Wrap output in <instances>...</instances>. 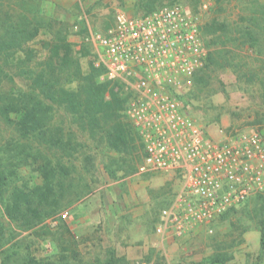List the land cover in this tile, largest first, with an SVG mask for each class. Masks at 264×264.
Returning a JSON list of instances; mask_svg holds the SVG:
<instances>
[{
	"label": "rangeland",
	"instance_id": "1",
	"mask_svg": "<svg viewBox=\"0 0 264 264\" xmlns=\"http://www.w3.org/2000/svg\"><path fill=\"white\" fill-rule=\"evenodd\" d=\"M138 1L5 0L2 10L13 21L20 19L19 14L39 18V33L28 43L36 53L30 66L34 73L42 72L57 84L74 87L76 81L69 80L65 68L61 72L57 66L48 65L50 60H56L49 58L54 36L59 30L65 35L80 75H85L90 70L93 47L83 39L80 29L85 26L93 31H105L117 10L142 14L144 10ZM198 1L157 0L154 7L173 3L193 7ZM216 1L213 0L203 24L217 11ZM256 2L226 0L221 15L230 20L241 19L250 9L255 10ZM50 41L51 44H45ZM256 51L257 60L247 55L250 63L243 66L242 72L248 75L249 68L258 71L259 81H248V76H240L243 73L229 66L203 65L188 84L177 90L184 110L212 136L218 137L220 128L229 132L254 126L264 137V63L261 61L264 36ZM8 69L15 71L13 67ZM14 80L23 87L30 84L26 74L16 75ZM12 84L6 77L1 89L6 91ZM53 110V126L62 129L61 139L68 142L63 150L55 149L53 144L49 153H45L51 165H56L57 178L62 181L57 191L59 205L28 228L8 217L4 199L0 200V264H106L108 260L110 264H211L210 260L215 258L224 264H264L259 227L264 219V191L208 225L195 227L181 236H161L156 232L160 210L173 200L179 184L176 177L168 174H137L142 162V143L127 118L117 111L118 120L130 129V138L127 147L115 149L100 126L92 129L79 125L62 106L55 105ZM10 117L16 115L11 113ZM114 121L109 120L105 128ZM17 137L11 124L0 121V149ZM61 151L63 155L57 165L55 155ZM45 155L34 158L35 155L25 153L20 157L12 183L40 184ZM115 230L116 235L112 234ZM145 230L148 240L153 239L155 244L147 254L140 253L136 247L129 248V258L127 247L117 249V256L110 253L113 242L124 246L141 242ZM114 258L119 259L114 262Z\"/></svg>",
	"mask_w": 264,
	"mask_h": 264
},
{
	"label": "built area",
	"instance_id": "2",
	"mask_svg": "<svg viewBox=\"0 0 264 264\" xmlns=\"http://www.w3.org/2000/svg\"><path fill=\"white\" fill-rule=\"evenodd\" d=\"M213 5L165 4L137 15L117 10L105 31L88 29L84 37L93 65L102 69L99 81L126 96L122 115L142 143L138 173L168 174L179 183L160 210L161 236L208 225L264 191L261 132L220 128L214 137L184 110L177 93L206 61L202 22Z\"/></svg>",
	"mask_w": 264,
	"mask_h": 264
},
{
	"label": "trees",
	"instance_id": "3",
	"mask_svg": "<svg viewBox=\"0 0 264 264\" xmlns=\"http://www.w3.org/2000/svg\"><path fill=\"white\" fill-rule=\"evenodd\" d=\"M3 1L5 0H0V121L11 124L18 137L1 145L0 200L4 199V212L9 218L20 226L29 228L59 205L57 191L61 188L62 181L57 178L59 172L56 165H51L50 158L45 155L53 144L58 150L65 148L64 143L68 144L61 139L62 129L53 126L55 105L64 107L81 126L92 129L100 126L106 131L109 145L115 149L128 146L130 129L118 120L117 113L118 111L122 114L126 96L114 85L99 81L98 76L102 69L95 67L92 61L87 74L80 75L77 60L71 53V45L60 30L54 36L55 44L50 46L52 53L49 58H55L56 62L50 60L48 65L57 66L61 72H64L65 68L69 80L76 81V85L65 87L42 72L34 73L30 63L36 53L28 43L39 33V18L19 14L20 19L13 21L6 11L2 10ZM156 1L139 0L138 6L143 8V13H148L155 9ZM224 1L226 0L216 1L217 11L202 25V33L208 47L204 65L229 66L235 72L243 73V66L250 63L246 60L247 55L256 60L258 58L256 49L260 47L264 36V3L257 0L255 4L259 10L250 9L241 19L230 20L221 15ZM87 31L85 26L80 29L79 33L83 39ZM45 44H51V41ZM261 61L264 63V59ZM12 67L15 71L10 72L8 68ZM247 70L248 75L245 71L240 76H248V81L260 80L258 71L250 68ZM22 74H26L30 80L26 87L16 84L14 80V76L20 77ZM6 77L10 78L13 84L10 89L3 91L1 85ZM11 113L16 115V118H11ZM112 119H115L114 123L105 128ZM25 153L35 155L34 158L41 154L46 157L42 164L40 184L28 186L12 183L21 163L20 157ZM62 155V151L55 155L57 165ZM234 209L236 208H231L222 215ZM259 227L260 244L264 247V219L260 221ZM110 253L114 255L113 250H110ZM118 259L114 258V262ZM110 262L111 260H108L106 264ZM223 262L218 258L210 260L211 264H224Z\"/></svg>",
	"mask_w": 264,
	"mask_h": 264
},
{
	"label": "crops",
	"instance_id": "4",
	"mask_svg": "<svg viewBox=\"0 0 264 264\" xmlns=\"http://www.w3.org/2000/svg\"><path fill=\"white\" fill-rule=\"evenodd\" d=\"M137 174L141 175V174H149V173H138L137 172ZM144 212H145V210H139V213H144ZM112 232H113L112 234H114V235H116L118 233L117 230H115V232L114 231H112ZM148 237H149V235L147 234V231L145 230L142 232L141 242H137V244H128L126 246H124L123 244H121L119 242L118 243L113 242L111 249L114 250V252H115L114 255L117 256V253H116L117 249H122L123 247H127V254H128L126 256L127 258L131 257V253H130V249H129L130 247L131 248L136 247V248H138V250H140V253L142 252L143 254H145V253L147 254L148 251L153 248L152 245H155V244H152V242H154V240L153 239L148 240ZM108 250H110V249H108ZM119 256H120V254H119Z\"/></svg>",
	"mask_w": 264,
	"mask_h": 264
}]
</instances>
